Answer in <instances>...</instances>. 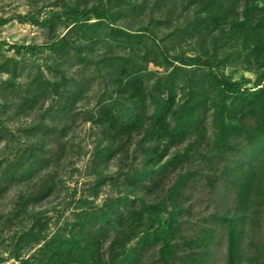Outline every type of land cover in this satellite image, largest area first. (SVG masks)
Returning <instances> with one entry per match:
<instances>
[{
    "label": "trees",
    "instance_id": "1",
    "mask_svg": "<svg viewBox=\"0 0 264 264\" xmlns=\"http://www.w3.org/2000/svg\"><path fill=\"white\" fill-rule=\"evenodd\" d=\"M90 1L74 0L72 9L55 12L43 21L28 16L0 19V27L13 21L45 26L62 18L91 25L95 18L108 40L141 45L148 58L171 71L154 80L129 57L104 56L107 76L119 72L121 77L111 78L117 97L104 94L94 118L106 142L98 159L110 162L127 152L138 155L147 146L153 155L141 172H125L122 191L107 211L76 225L69 238L41 248L37 264H264L260 238L264 221V0H119L132 14L143 2L153 9L165 4L187 13L184 24L168 37H189L199 53L174 59L149 32L115 25L107 9L91 8ZM4 45L18 54L36 56L45 49L64 47L67 40L41 45L0 42V47ZM228 59L237 66L256 68V79L221 72L220 63ZM187 68L205 71L198 86L187 82ZM130 75L136 76L125 80ZM35 83L37 89L29 90L22 104H16L18 113L45 103L47 97L38 90L45 91L47 81L37 78ZM91 86L86 82L75 91L65 90L66 104L51 124L43 122L38 127L42 132L37 144L16 160L0 159V221H6L0 233L6 225L21 223L30 207L51 197L53 180L45 173L61 161L62 157H56L66 149L59 139L71 133L78 119L88 121L84 112L75 113V105L86 98ZM5 132L0 129V145ZM109 181L115 179L103 174L98 187ZM27 183L34 188L16 195L13 207L4 213L7 196ZM168 183L169 204L156 197ZM198 185L219 197L216 211L202 219H196L190 199ZM155 222L156 229L148 232V225ZM20 231V242L26 245L44 239L35 234V228ZM140 236L138 254L128 256L129 245ZM17 260L34 264L23 256Z\"/></svg>",
    "mask_w": 264,
    "mask_h": 264
},
{
    "label": "rangeland",
    "instance_id": "2",
    "mask_svg": "<svg viewBox=\"0 0 264 264\" xmlns=\"http://www.w3.org/2000/svg\"><path fill=\"white\" fill-rule=\"evenodd\" d=\"M74 4V0H0V19L28 16L43 21L52 17L55 12L72 9ZM89 6L107 9L117 26H126L133 32L146 30L158 46L167 51L171 59L199 53L189 37L177 40L168 37L176 27L184 24L187 13H183L182 10L165 4L161 6L162 9L159 7L153 9L143 2L137 13L132 14L119 0H91ZM89 23L91 25L74 24L62 18L57 23L49 22L45 26H37L30 21L26 23L13 21L5 27H0V42L8 44L41 45L51 44L62 38L67 40L64 47L58 50L45 49L36 56L18 54L9 45L0 47V129L6 131L4 133L6 139L0 145V159L16 160L25 150L37 144L38 136H41L42 132H39L38 127L43 122L45 125L51 124L53 117H56L66 104L65 90L75 91L77 85L83 86L86 82L92 84L86 98L75 105V113L84 112L88 116V121L76 119L71 133L64 139H59L66 145V149L61 156L56 157V159L62 157L61 161L56 162L45 173V176L53 180L54 191L51 197L39 205L30 207L28 215L23 217L18 225H6L5 231L0 233V264H20L17 256L29 258L37 264L41 248L53 240L69 238L76 225L90 220L93 214L107 211L111 200L120 195L119 190L122 191L121 186L127 175L125 172L129 170H133V173L141 172L145 168V162L153 155L147 146L141 148L142 151L138 155L127 152L110 162L107 158L98 159V154L106 146V142L103 141V134L95 125L94 118L101 107L99 102L104 94L110 98L117 97L116 87L111 78L121 77L119 72L107 76L102 60L106 54L129 57L136 61L142 72L149 73L154 80L169 74L171 68H164L157 64L155 59L148 58L146 50L141 45H125L108 40L105 29L97 19L91 18ZM223 57L225 58V55ZM177 65L180 66L179 63ZM219 69L236 78L245 76L255 80L257 76L256 68L237 66L231 59L223 60ZM185 71L189 76L187 82H193L195 86L199 85L200 77L205 74V71L196 68H187ZM135 76H126L125 80ZM37 78L46 79L49 83L43 86L45 91L38 90V94L42 93L47 97L45 103L37 104L33 109H28L27 106L28 108L18 113L16 104H22L29 90L37 89L38 84L35 83ZM217 94V91L213 92L216 99ZM232 102L228 100V106L233 107ZM143 135L142 131L137 140L140 141ZM134 143L136 142L131 145H135ZM180 148L173 149L171 154H175ZM55 151H58L56 147ZM103 174L114 178L115 181H112L114 183L109 181L98 187ZM170 185L168 183L156 196L160 199L163 197L167 204L170 202L167 192ZM30 187L34 188L33 183H27L11 192L3 202L5 206L2 211L4 213L10 211L14 197L31 189ZM190 199L195 206L196 219L209 216L216 211L219 204V197L211 194L209 188L203 185H198L192 190ZM169 206L167 208L170 210ZM1 221L0 228L6 223L3 219ZM157 225V222L150 223L147 231L153 232ZM22 228L26 232L35 228V234L44 239L38 244L26 245L20 242ZM260 238L264 243V221ZM140 239L141 236L129 245L128 256L138 254ZM224 252L225 249L222 255Z\"/></svg>",
    "mask_w": 264,
    "mask_h": 264
}]
</instances>
